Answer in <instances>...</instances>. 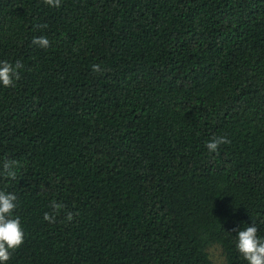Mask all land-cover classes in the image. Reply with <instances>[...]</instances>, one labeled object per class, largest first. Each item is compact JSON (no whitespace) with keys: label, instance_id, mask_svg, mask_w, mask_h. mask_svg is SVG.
Wrapping results in <instances>:
<instances>
[{"label":"trees","instance_id":"obj_1","mask_svg":"<svg viewBox=\"0 0 264 264\" xmlns=\"http://www.w3.org/2000/svg\"><path fill=\"white\" fill-rule=\"evenodd\" d=\"M4 60L24 65L0 85V172L17 161L0 190L25 231L7 264H213L215 244L247 264L233 229L264 237V0H0ZM214 136L230 143L209 152Z\"/></svg>","mask_w":264,"mask_h":264},{"label":"clouds","instance_id":"obj_2","mask_svg":"<svg viewBox=\"0 0 264 264\" xmlns=\"http://www.w3.org/2000/svg\"><path fill=\"white\" fill-rule=\"evenodd\" d=\"M44 3L50 7L59 8L61 0H44ZM36 27H46V25H37ZM33 45L41 48L50 47V41L46 36L34 37ZM24 68L21 61L14 63L4 60L0 61V85L4 87H13L15 81L20 79V70ZM94 73H103V69L99 64L92 65ZM230 143L224 136H214L206 142L209 152H217L220 145ZM17 161L5 158L2 161L3 175L12 180L16 179ZM18 197L14 192L0 190V264H7L12 258V253L21 247L25 241V231L21 224V218L14 215L17 208ZM52 211L44 214V220L49 223H55L57 216L61 211L66 209L62 203L53 201L51 204ZM78 213L71 211L66 212L65 219L71 222ZM238 231L236 236V249L247 264H264V237L258 235L259 229L253 222L246 228L233 229Z\"/></svg>","mask_w":264,"mask_h":264},{"label":"rangeland","instance_id":"obj_3","mask_svg":"<svg viewBox=\"0 0 264 264\" xmlns=\"http://www.w3.org/2000/svg\"><path fill=\"white\" fill-rule=\"evenodd\" d=\"M207 251L213 264H226V258L221 246L212 245Z\"/></svg>","mask_w":264,"mask_h":264}]
</instances>
